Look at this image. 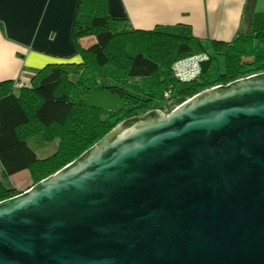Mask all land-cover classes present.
Instances as JSON below:
<instances>
[{"label": "water", "instance_id": "water-1", "mask_svg": "<svg viewBox=\"0 0 264 264\" xmlns=\"http://www.w3.org/2000/svg\"><path fill=\"white\" fill-rule=\"evenodd\" d=\"M0 264H264V73L127 119L0 202Z\"/></svg>", "mask_w": 264, "mask_h": 264}, {"label": "trees", "instance_id": "trees-1", "mask_svg": "<svg viewBox=\"0 0 264 264\" xmlns=\"http://www.w3.org/2000/svg\"><path fill=\"white\" fill-rule=\"evenodd\" d=\"M104 0H81L73 29L79 61L48 65L14 90L0 82V202L6 180L28 172L33 186L71 164L123 121L167 114L199 93L264 73V29L207 46L188 26L137 30L108 16ZM94 37L84 47L82 39ZM204 55L196 75L173 67ZM222 57V61L220 59ZM58 141L49 157L37 153Z\"/></svg>", "mask_w": 264, "mask_h": 264}, {"label": "crops", "instance_id": "crops-1", "mask_svg": "<svg viewBox=\"0 0 264 264\" xmlns=\"http://www.w3.org/2000/svg\"><path fill=\"white\" fill-rule=\"evenodd\" d=\"M80 1L0 0V82H28L29 77L48 65L79 61L74 57L73 29ZM103 3L109 17L123 20L131 28L148 31L188 26L207 46L228 43L238 33L264 29V0Z\"/></svg>", "mask_w": 264, "mask_h": 264}, {"label": "rangeland", "instance_id": "rangeland-1", "mask_svg": "<svg viewBox=\"0 0 264 264\" xmlns=\"http://www.w3.org/2000/svg\"><path fill=\"white\" fill-rule=\"evenodd\" d=\"M95 42V38L94 37H89L87 39H85V41L83 42V46L84 47H89L92 44H94ZM76 57V56H74ZM221 61L223 60L222 57H220ZM78 61V60H76ZM21 83H24V81H15L13 82V88H15V85H20ZM27 84V86L31 84L30 79L28 80V82H25ZM21 88V87H20ZM19 88H15L14 90H18ZM167 111H165V114H167ZM58 147V141H54L52 143H50L44 150L40 151L37 153L39 158H46L51 156ZM0 174H1V166H0ZM6 182L11 183V185H13L15 187L16 193L17 194H21L22 192H25L26 190H28L30 187L33 186V183L31 181V177L30 174L28 172L26 173H22L19 174L17 176H12L10 178H8L6 180Z\"/></svg>", "mask_w": 264, "mask_h": 264}, {"label": "built area", "instance_id": "built-area-1", "mask_svg": "<svg viewBox=\"0 0 264 264\" xmlns=\"http://www.w3.org/2000/svg\"><path fill=\"white\" fill-rule=\"evenodd\" d=\"M206 57L204 55L190 57L186 60L180 61L174 65L173 70L177 78L180 79H189L192 76L196 75L200 62H202ZM27 85L25 82L20 85H15V88H20Z\"/></svg>", "mask_w": 264, "mask_h": 264}]
</instances>
